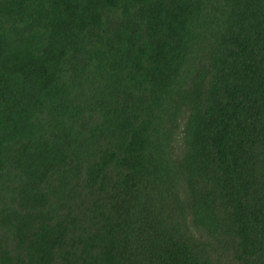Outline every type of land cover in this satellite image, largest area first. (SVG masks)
Masks as SVG:
<instances>
[{
    "label": "trees",
    "instance_id": "obj_1",
    "mask_svg": "<svg viewBox=\"0 0 264 264\" xmlns=\"http://www.w3.org/2000/svg\"><path fill=\"white\" fill-rule=\"evenodd\" d=\"M0 264H264V0H0Z\"/></svg>",
    "mask_w": 264,
    "mask_h": 264
}]
</instances>
